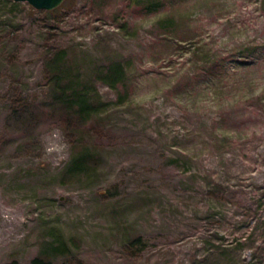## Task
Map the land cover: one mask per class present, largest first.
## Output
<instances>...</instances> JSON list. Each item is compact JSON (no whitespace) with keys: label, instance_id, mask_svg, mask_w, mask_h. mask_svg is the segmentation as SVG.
<instances>
[{"label":"rangeland","instance_id":"1","mask_svg":"<svg viewBox=\"0 0 264 264\" xmlns=\"http://www.w3.org/2000/svg\"><path fill=\"white\" fill-rule=\"evenodd\" d=\"M62 87L95 113L64 122ZM40 254L264 264V0L0 2V264Z\"/></svg>","mask_w":264,"mask_h":264},{"label":"trees","instance_id":"2","mask_svg":"<svg viewBox=\"0 0 264 264\" xmlns=\"http://www.w3.org/2000/svg\"><path fill=\"white\" fill-rule=\"evenodd\" d=\"M0 2L11 4L12 7L21 4V2H15L12 0H0ZM97 72L99 77H101L110 87H115L118 83L120 75L122 74V68L119 65H115L112 67L110 72H104L102 70H98ZM55 83L58 86L59 81L56 80ZM88 94L89 91L85 87H82L81 89L77 87H69L67 89L64 87L59 88L58 95L55 96L56 114H58L59 117H64V122L66 119H69V121L75 119L79 120L80 122L86 120L94 110H97V107L99 106V101H95L94 104L91 103ZM96 162V157H94L90 151H78V153H75L71 158L70 163L65 170V175L70 177L84 174L87 172V170L91 169V167L95 165ZM136 242L140 243L141 241L139 238H137ZM49 262V257L47 255L40 254L31 261V264H49ZM9 264L14 263L12 262Z\"/></svg>","mask_w":264,"mask_h":264},{"label":"water","instance_id":"3","mask_svg":"<svg viewBox=\"0 0 264 264\" xmlns=\"http://www.w3.org/2000/svg\"><path fill=\"white\" fill-rule=\"evenodd\" d=\"M15 2H26L35 9L52 10L56 8L63 0H12Z\"/></svg>","mask_w":264,"mask_h":264}]
</instances>
